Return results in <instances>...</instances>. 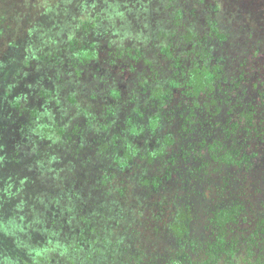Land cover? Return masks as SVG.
<instances>
[{
  "label": "flooded vegetation",
  "instance_id": "flooded-vegetation-1",
  "mask_svg": "<svg viewBox=\"0 0 264 264\" xmlns=\"http://www.w3.org/2000/svg\"><path fill=\"white\" fill-rule=\"evenodd\" d=\"M194 3L186 12L198 25L184 23L185 12L179 10L158 30L164 67L132 57L123 63L120 48L106 57L109 65L126 69L125 75L115 70L125 84L137 74L143 83L130 85L129 95L112 87L108 103L121 107L119 117L125 108L141 113L139 158L152 181L149 204L161 209L143 218L144 263L177 255L181 247L169 232L176 213L186 216L184 237L197 241L194 251L219 235L217 215L232 212L225 239L238 250L264 216V0ZM186 31L192 33L189 43L180 37ZM113 70L97 81L100 87ZM197 78L202 86L194 94Z\"/></svg>",
  "mask_w": 264,
  "mask_h": 264
},
{
  "label": "rangeland",
  "instance_id": "rangeland-1",
  "mask_svg": "<svg viewBox=\"0 0 264 264\" xmlns=\"http://www.w3.org/2000/svg\"><path fill=\"white\" fill-rule=\"evenodd\" d=\"M52 1L41 7V12L35 14L33 20L24 22V35L18 37L20 33L13 26V33L7 34L4 30L5 35L0 36V242L5 232L3 222L10 217L12 208H15L18 201L28 200L31 196V169L42 166L39 164L50 166L55 160L53 165L56 168L66 167L65 173L69 175V178L65 179L67 182L58 189L59 192L68 187L66 195L78 193L82 190L78 181L79 172L84 173L86 165L97 159L96 156L88 155L94 150L90 140L92 136L96 137L98 132H104L103 129L93 132L91 127L94 124L96 127L104 126L111 134L122 123L123 117L100 118V107L110 105L108 100L112 87L122 88L120 91L125 90L129 95L132 93L130 85H134L138 80L140 83L142 81L137 74L130 81L126 80L125 84L116 76L115 70L125 75L126 69L118 70V67L108 64L106 57L110 51L120 48L118 55L122 57L118 60L126 64H129L127 61L132 57L138 61L148 60L146 65L156 62L164 67L158 38L161 35L158 30L163 28L162 24L166 26L167 22H172L173 16H176L174 13L180 10L185 12L184 23L198 25L186 12L191 10L190 6H195L194 0H85V6L93 8L90 20L88 14L84 16L86 9L81 11L79 8L83 0H54L55 3ZM8 37L11 40H5ZM123 55L126 57L123 58ZM127 67L128 65L125 68ZM110 70L115 71L114 75L111 73L110 79L100 87L97 81L108 77ZM69 95L74 99L72 106L68 103ZM47 96L49 99H42ZM53 104L59 109L62 106L67 110L59 111V116H55L52 112L58 110L51 112L49 108L54 107ZM53 116L57 119H53ZM48 121H61L62 124L67 122L69 129L74 128L71 132L74 136V152L70 153V148H66L69 142L62 139L69 130L66 124L60 123L61 130L65 131L62 132L61 138H52L49 146L45 145L46 140L44 144L42 141L37 142L36 123L47 124ZM136 130L137 127H131L132 133ZM119 133L122 134V129ZM138 144L139 142H136L137 148ZM79 145L84 148L80 150ZM38 152L42 156L40 160L35 159ZM138 162L139 165L132 166L127 172L126 189L135 185L134 192L127 196V203L118 202L110 195L105 198L104 189L92 192L104 198L110 213L113 208L120 206L123 210L121 214L124 215L129 202L136 198H143L146 208L151 206L152 210L161 211L156 202L149 204L153 202L151 196L154 195L151 189L148 186L140 188V185L136 184L140 175L148 176L140 159ZM23 176L25 180H22ZM74 176L78 180L74 179ZM89 183L92 184V180ZM89 186L84 188L88 189ZM114 202H118L115 207ZM19 211L21 213V210ZM143 211L139 216L142 220L149 213L147 210ZM134 219H138V215ZM124 221L114 225L110 234H106V239L91 232L86 235L90 244L85 245H91L95 239L97 241L94 244H98L97 246L103 247L106 243L112 247L111 254L116 251L113 255L116 260H111L106 254L98 251L94 252L97 253L96 257L91 259L88 256L85 259L87 252L78 250L72 255L75 264H79V260L83 258L87 260L84 263L92 261L91 264H120L123 260L125 263L143 264L148 253L145 255V248L141 246L146 247L148 241L140 242L139 239L146 229L140 227L134 234V240L122 239L117 236L119 232L124 231ZM141 225H144L143 221ZM99 226L102 225L97 224L95 228L98 230ZM76 239L79 243V238ZM113 240L121 241L119 250ZM6 241L17 246V241L13 238H6ZM80 243L83 244V241ZM4 247L0 244V264H15L9 261ZM120 251H124V254ZM87 254H90V251ZM66 258L67 255L62 253L58 258L60 264L68 263Z\"/></svg>",
  "mask_w": 264,
  "mask_h": 264
},
{
  "label": "trees",
  "instance_id": "trees-1",
  "mask_svg": "<svg viewBox=\"0 0 264 264\" xmlns=\"http://www.w3.org/2000/svg\"><path fill=\"white\" fill-rule=\"evenodd\" d=\"M50 1L0 0V36L5 35L3 33L4 30L7 34L13 33V26L20 33L18 37L24 35L26 29V23L24 22L28 19V22L33 20L35 14L41 12L40 8ZM52 3H55L54 0ZM85 5L87 3L83 0L80 2L79 8H81V11L86 9L87 12H83L84 16L88 14V20H90L93 8ZM180 37L184 42L189 43L192 39V33L186 31ZM7 39L11 40L10 37L5 40ZM201 86L202 81L197 78V85L192 86V92L197 94ZM68 98L70 99L68 103L72 106L71 104L74 103V99L71 95ZM153 98L159 102V97L153 96ZM42 99L47 100L49 96ZM53 106L49 108H51V112L55 109L58 110L57 112H52L55 116H59V111L64 112V110H67V108L64 109L62 106H60V109L54 104ZM94 107L91 108L94 109ZM102 107H100V113H102L100 114V118L119 117L116 115V111L120 110L121 107H115L111 104ZM79 109L81 110V107ZM140 114L138 111L129 114V108H126L122 123L111 134L108 128L104 126L96 127L94 124L91 127L93 132L102 129L104 132H98L97 136H92L90 140L94 150L88 155L96 156L97 159L91 163L87 162L89 165H86L84 173L79 172V180L76 176L73 177L79 181V185L82 188L78 193L72 192L71 195H66L68 187L59 192L58 189L67 182L65 179L69 178V175L65 173L66 167L59 166L56 168L53 165L55 164V160L50 166L47 165L46 167L43 164H39L42 166H35L34 169H31L29 173L31 179L30 198L18 201L15 208H12L10 217H7V220L2 225L5 232L0 244L5 246L4 248L7 251L4 250V252H6L9 261L11 260L15 264H60L58 258L64 253L67 255L66 261L68 263L66 264H75L72 255L73 252L76 253L78 250H85L87 253L90 251V254L86 253L85 259L88 256L91 259L92 257H96L97 253L94 252L98 251V253L103 252L104 255L106 254L111 260H116L113 257L116 251L111 254L112 247L107 246L106 243L103 247L97 246L98 244H94L97 241L95 239L92 241L93 243L91 242V245H85L90 244L86 235L91 232V234L95 233L98 236L102 235L106 239V234H110V229L114 225L124 221L125 218L126 220L122 224L124 231L119 232L117 237L122 239L132 238L134 240V234L137 233L138 229L145 227L141 225L143 221L142 217L139 218L144 212L143 210H146L143 198H136L134 201H130L128 210H125L124 215H122L121 212L123 210L120 206H118L119 208H113L112 213H110V209L108 210L104 198L92 192L104 189L106 190L105 198L110 195L118 202L126 201L127 196L134 192L135 185L130 189H126L128 181L127 172L131 170L132 166L139 165V148L136 147L138 137L136 132H131V127H136L138 123L141 124V118H138ZM55 116H53V119H57ZM152 120H156V117L154 116ZM60 123L61 121H48L47 124L38 123V125L36 123L35 130H38L36 135L37 142L42 141L44 144L46 140L45 145L49 146L52 138H61L62 132L65 129L61 130L60 127L67 122H63L61 125ZM155 125L156 121L155 123L153 121L152 126L154 127ZM66 127L69 129L68 124H66ZM73 129V127L70 128L62 138L65 142H69L66 148H70V153L75 151V149L72 151V146L75 145L74 136L71 133ZM120 129H122V134L119 133ZM137 133L140 132L138 131ZM81 148L84 147L79 145L80 150ZM41 157L38 152L35 159L40 160ZM148 159L150 161L153 160L152 156H148ZM97 160L98 162H96ZM22 180H25L24 176ZM90 180H92V184L89 183ZM136 184L140 185L141 188L151 185L152 181L148 176L142 174L139 176ZM86 185H90L88 189L84 188ZM118 202H114V207ZM19 210H21V213ZM152 211V208L148 209L149 213ZM136 215H138V219H134ZM185 217L182 213H176L174 220L169 224V232L175 237L176 242L181 247L177 250V255L168 260L161 259L158 264H264V216L257 222L252 232L248 234L247 243L244 245L243 250H238L233 247L230 241L225 239V236L229 232L226 226L230 225L226 224L234 221L232 212L225 211L217 215L214 223L220 231L219 235L210 243L207 242L205 245L199 244L196 251L192 249L191 245L192 242L197 241H188V237H184L187 228V225L184 223ZM97 224L102 225L99 226L98 230L95 228ZM76 237L79 238V243H77ZM6 238H13V240L17 241V246L10 245L6 241ZM181 238H183L182 241L179 240ZM67 240L70 241L67 242ZM81 241H83V244L80 243ZM113 242L117 243V249L119 250L121 241L113 240ZM187 242H190L189 250H185ZM86 246L92 248L89 249ZM26 247L28 248L26 249ZM121 252L124 254V251ZM190 253H196L194 259L190 256ZM83 259L79 260V264H91L92 262L84 263L87 260ZM120 264L130 263H125L123 260ZM135 264L139 263L136 262ZM143 264L156 263L146 262Z\"/></svg>",
  "mask_w": 264,
  "mask_h": 264
},
{
  "label": "clouds",
  "instance_id": "clouds-1",
  "mask_svg": "<svg viewBox=\"0 0 264 264\" xmlns=\"http://www.w3.org/2000/svg\"><path fill=\"white\" fill-rule=\"evenodd\" d=\"M155 123V122H154Z\"/></svg>",
  "mask_w": 264,
  "mask_h": 264
}]
</instances>
